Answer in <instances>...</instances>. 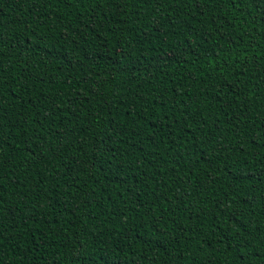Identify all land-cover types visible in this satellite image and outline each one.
<instances>
[{
  "label": "trees",
  "instance_id": "16d2710c",
  "mask_svg": "<svg viewBox=\"0 0 264 264\" xmlns=\"http://www.w3.org/2000/svg\"><path fill=\"white\" fill-rule=\"evenodd\" d=\"M0 264H264V0H0Z\"/></svg>",
  "mask_w": 264,
  "mask_h": 264
}]
</instances>
